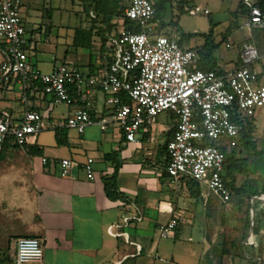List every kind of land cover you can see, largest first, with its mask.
Returning <instances> with one entry per match:
<instances>
[{"label": "built area", "instance_id": "built-area-1", "mask_svg": "<svg viewBox=\"0 0 264 264\" xmlns=\"http://www.w3.org/2000/svg\"><path fill=\"white\" fill-rule=\"evenodd\" d=\"M240 1L248 10L246 26L264 29V8L259 0ZM155 13L154 0H128L126 17L140 30L127 29L124 20H119L118 34L108 44L111 54L100 67L85 72L64 63L44 72L27 52L22 0H0V45H7L0 59V88L16 79L23 87L24 102L33 94L73 106L68 117L56 120L55 129L83 134L95 125L102 131L117 126L130 143L141 142L138 134L149 132L159 114L172 112L177 127L166 144V170L172 183L181 189L186 178H194L223 203H230L233 192L223 178L221 147L226 142L238 144L242 123L264 106V84L255 69L261 54L251 40H245L239 44L240 61L235 69L226 73L198 69L195 49L184 48L175 36L156 32L151 22ZM204 13L210 12L206 9ZM96 93L104 95L106 110H97ZM47 118L40 109L26 110L18 121L0 111V154L9 135L14 144L25 146L48 130ZM43 162L47 164L48 158ZM94 164L92 157L84 163L90 179L95 178ZM72 166L70 158L61 159V174L69 176ZM177 225L176 218L162 225L161 236H174ZM44 254L42 239L23 236L16 241L11 264H43Z\"/></svg>", "mask_w": 264, "mask_h": 264}, {"label": "crops", "instance_id": "crops-1", "mask_svg": "<svg viewBox=\"0 0 264 264\" xmlns=\"http://www.w3.org/2000/svg\"><path fill=\"white\" fill-rule=\"evenodd\" d=\"M242 4L237 12L246 18L243 25L248 28V10ZM153 26L157 31V24L153 23ZM249 31L251 36L241 43L251 40L259 49L261 59L255 69L259 73L260 83L264 84L259 70L264 62V33L257 36L252 29ZM161 33L176 37L168 26ZM29 40L31 38L28 37ZM6 48L7 45H0V59ZM214 56L225 71H231L239 65V53L232 64L222 63L215 52ZM94 68L98 67L95 65ZM0 89V97L5 99L8 92H12L18 99L15 104L9 102L0 107V111L9 112L17 121L28 109L45 107L47 115H52L48 97L28 94L27 101H22L23 87L16 79ZM101 94H95V106L99 112L106 110L104 95ZM175 122L173 117L172 124L158 130L153 125L149 132L138 134L141 142L135 143L127 142L125 134L117 126L102 131L95 125L88 127L83 134L69 130L68 145L58 144L56 130L46 142L39 144L38 135L28 144V151H24L28 161L18 168L16 175L19 186L29 187L33 202V215L29 218L25 236L42 239L45 250L43 264H167V261L175 264L170 259L171 255H161V242L156 241V233L173 218L178 220L177 227L185 220L192 221L188 219L191 212L186 208L187 200L182 194L184 187L177 189L179 192L176 196L167 193L159 179L165 171L154 167L159 163L165 164V168L167 166V146L165 151L162 146L167 144L168 133ZM161 136L165 139L160 140ZM156 152L159 157L154 162ZM113 153H116L115 157H112ZM143 155L151 159L146 160ZM44 157L48 158L47 164L43 162ZM87 157L95 160L94 179H90L84 170ZM63 158L73 160L69 176L61 174L60 160ZM117 161L121 163L117 183L124 196L112 199L106 193L105 179L113 176ZM144 162L147 166L142 164ZM203 197L206 196L203 194ZM253 217L249 228V244L246 241L244 244L253 251H264V210L260 212L255 232ZM208 252L209 249H203L206 255L204 264H215L211 255L207 256ZM254 258L259 259L255 264H264V254ZM239 261L238 258L237 261L231 259L226 264H243Z\"/></svg>", "mask_w": 264, "mask_h": 264}, {"label": "rangeland", "instance_id": "rangeland-1", "mask_svg": "<svg viewBox=\"0 0 264 264\" xmlns=\"http://www.w3.org/2000/svg\"><path fill=\"white\" fill-rule=\"evenodd\" d=\"M187 1L184 11L178 9V3L167 10L165 20L175 21L168 27L173 29L177 39L183 40L184 48L201 47L205 43L204 34L211 33L212 40L216 44L215 55L222 63L232 64V60L238 57L241 41L251 36L249 29L243 25L246 18L237 12L241 1ZM22 2L27 36L31 38L27 52L32 62L44 72H49L54 66L64 63L88 72L90 62H94L99 67L107 60V55L111 54L109 48L107 51L101 50L97 34L94 36V44L91 48L73 46L76 29L92 27V20L83 12V5L79 0H22ZM206 9L210 12L208 15L204 13ZM99 25L100 23L96 27ZM157 29H159L158 26ZM252 31L257 36L264 33V29L261 28H253ZM229 40L233 44L231 48L227 47ZM91 57H93L92 60ZM263 64L259 70L264 79ZM37 100L40 101L39 98ZM17 101L14 93L8 92L5 99L0 97V107L9 102L15 104ZM47 101L50 103L51 99L48 97ZM50 106L52 115L47 118V121L51 125L48 130L39 134V144L53 137L56 130L53 126L57 119L66 118L74 111L73 106L65 104L51 102ZM40 110L44 112L45 107H40ZM172 118L173 116L167 111L159 114L156 118L158 122L154 124L156 130L172 124ZM249 121L254 122L255 125L253 137L256 149L246 150L241 143L231 145L226 142L225 146L230 150L235 149L238 157H249L250 178L248 181L253 187L262 189L264 187V106L257 108L255 115ZM69 130L73 133L76 131ZM159 139L165 138L161 136ZM12 143L13 137L9 135L0 154V264L12 262L16 241L25 236L30 224L29 218L33 215L29 187L19 186L16 175L18 168L28 161L24 153L28 151V145L14 147ZM143 157L146 160L151 159L147 155ZM158 157L159 153L156 152L154 162ZM101 158H103L102 155ZM142 164L147 166L146 162ZM164 165L159 163L154 167L157 170L166 171ZM159 179L163 190L173 196L178 195V187L170 181L169 177L162 173ZM245 179H247L245 176L238 175L237 184L241 185ZM183 187L182 194L187 200L186 208L191 212L188 219L192 221L181 222L175 235L169 238H163L160 230L157 231L156 241L161 242V255H171L170 259L174 260L175 264H204L206 255L203 249L207 248L210 252L207 256L210 254L212 260L216 261L215 264H226L231 259L237 261V258L243 264L258 263L259 259L254 256H261L264 251H253L244 244V241L249 244L251 224L249 225L248 221L252 220L254 215L253 203L257 212H262L264 194L249 199L247 196L233 193L231 202L223 203L205 184H203V194L208 197H202L199 200L192 198L186 186Z\"/></svg>", "mask_w": 264, "mask_h": 264}, {"label": "trees", "instance_id": "trees-1", "mask_svg": "<svg viewBox=\"0 0 264 264\" xmlns=\"http://www.w3.org/2000/svg\"><path fill=\"white\" fill-rule=\"evenodd\" d=\"M75 1V0H74ZM83 5V12L86 13L92 20V27L87 28H77L74 34L73 46L77 48H91L94 44V36H97L100 39L101 50L107 51L108 44L110 38L112 36H116L119 31V20H124V27L127 29H132L134 31H139V27L135 24L134 21L130 20L126 17L125 9L128 5V0H79ZM187 0H154V5L156 9V13L152 18L151 22L157 24L158 30L157 33H161L167 26L170 24H174L175 21H166L164 16L167 13V10L175 4H177L178 9L184 11V5L187 3ZM259 4L262 8H264V0H259ZM243 5V4H242ZM51 12V11H50ZM100 23L99 27H96ZM205 43L201 47L193 48L197 51L198 58L195 64V67L201 70H214L218 73H226L224 69H222L218 65V60L214 56V52L216 49V44L212 40V34H204ZM179 43L182 45L181 38L178 39ZM183 46V45H182ZM93 57H91L92 60ZM95 64L94 62H90L89 69L90 71H94ZM172 116L175 118L176 115L170 112ZM241 130V138L239 143L243 144L246 150H255V140L253 137L254 130V122L247 121L246 123H242ZM177 127V121L175 125L168 133V140L173 136ZM68 132L69 129L66 128H58L56 129V139L58 144L60 145H68ZM206 143H212L211 141H206ZM19 145L15 144L14 147H18ZM222 151L225 154V173L223 174L224 181L231 191L240 196H247L249 199L255 198L264 194V187L262 189H258L253 187L250 184L248 179L250 178V170H249V157H238L235 149H228L225 145L221 147ZM163 151L166 150V145L162 146ZM116 153L112 154V157H115ZM110 155H107V157ZM168 161V158H167ZM121 166V163L117 161L115 165V172L113 176L105 179V188L108 197L112 199L122 198L124 194L119 190L118 187V171ZM165 176L169 177L167 170L164 173ZM238 175H243L247 179L241 184L238 185ZM184 185L189 191V195L192 198L197 200L202 199L203 197V184L194 179V178H186L184 180ZM183 185V186H184ZM254 202V201H253ZM254 209V217H253V231L255 232L258 229L260 212H257L255 208V204L253 203ZM256 220L258 222H256ZM248 224H251V220L248 221ZM4 264V262H3ZM11 264V263H9Z\"/></svg>", "mask_w": 264, "mask_h": 264}]
</instances>
